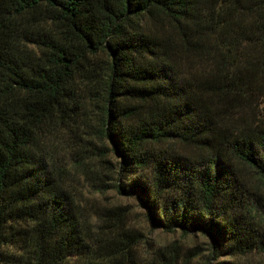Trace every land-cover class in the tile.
Instances as JSON below:
<instances>
[{
    "label": "trees",
    "instance_id": "obj_1",
    "mask_svg": "<svg viewBox=\"0 0 264 264\" xmlns=\"http://www.w3.org/2000/svg\"><path fill=\"white\" fill-rule=\"evenodd\" d=\"M75 173L209 264L264 256V0H0V264H179Z\"/></svg>",
    "mask_w": 264,
    "mask_h": 264
},
{
    "label": "rangeland",
    "instance_id": "obj_2",
    "mask_svg": "<svg viewBox=\"0 0 264 264\" xmlns=\"http://www.w3.org/2000/svg\"><path fill=\"white\" fill-rule=\"evenodd\" d=\"M68 177L69 188L76 192L80 204L87 213L102 219L106 210L115 207L122 208L121 214L125 216L130 231L139 235L136 241L140 242L142 251L152 252L158 248L172 246L179 252V264L210 263L208 241L199 234L184 236L179 231L166 233L161 230H152L146 219L145 211L140 207L134 195L122 196L117 194L115 190L100 193L89 187V182L85 181L80 173ZM254 186L264 189L259 182H255ZM242 263L264 264V256L252 254L242 258Z\"/></svg>",
    "mask_w": 264,
    "mask_h": 264
}]
</instances>
